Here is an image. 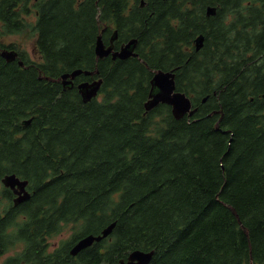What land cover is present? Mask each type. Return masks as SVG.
Returning a JSON list of instances; mask_svg holds the SVG:
<instances>
[{
	"label": "trees",
	"instance_id": "trees-1",
	"mask_svg": "<svg viewBox=\"0 0 264 264\" xmlns=\"http://www.w3.org/2000/svg\"><path fill=\"white\" fill-rule=\"evenodd\" d=\"M143 1L134 0L125 17L128 0H0V19L11 29H26L21 16L35 12L43 60L17 54L8 61L1 51L13 49L0 48V159L10 161L8 174L29 182L26 201L41 205L31 254L40 264L105 258L115 264L140 249L153 251L148 264H264V166L255 163L264 156V33L250 39L238 32L226 41L216 27L217 6L229 0ZM186 3L191 7L181 12ZM253 11L250 22L264 21V13ZM166 17H179L181 26L174 29ZM114 33V50L136 40L135 56L96 58L98 35ZM58 38L65 46L56 50ZM173 68L177 90L195 110L175 118L169 105L159 104L169 111L167 127L146 137L153 72ZM75 69L95 73L76 77L72 86L57 80ZM95 77L102 80L103 104L96 97L84 102L76 87ZM120 189L109 208V196ZM61 193L50 215L42 205L55 206ZM66 214L89 217L80 237L115 226L76 256L69 253L73 243L42 255L45 235Z\"/></svg>",
	"mask_w": 264,
	"mask_h": 264
},
{
	"label": "clouds",
	"instance_id": "clouds-1",
	"mask_svg": "<svg viewBox=\"0 0 264 264\" xmlns=\"http://www.w3.org/2000/svg\"><path fill=\"white\" fill-rule=\"evenodd\" d=\"M134 6V0H128L127 7L123 9L122 15L125 17L131 14ZM191 4H184L181 7V12L190 8ZM218 21L216 27L221 30L225 39L231 42L236 39L237 33H246L251 39L261 33H264V21H252L254 11L264 13V0H229V3L217 6ZM99 15V13H98ZM21 19L26 24H35L37 17L21 16ZM169 25L174 29L181 26L179 17H166ZM106 23L115 30L117 25L114 20L106 21ZM38 33L32 32L29 29L16 30L11 29L4 19H0V48H8L11 46L13 51L21 56H26L29 60H42V54L37 52L34 54L33 49L36 47ZM156 40H163V37H155ZM65 46V41L57 39L55 43L56 50ZM58 68H63L62 64ZM195 78H199L198 73L192 74ZM219 79V75L216 76ZM112 87V86H110ZM153 95L158 94L160 89L156 87L151 90ZM195 95V93H192ZM120 100V95L114 92L111 97V102L116 103ZM96 103H105L104 93L96 96ZM150 114L147 116L148 124L144 135L146 137H159L161 130L167 127L166 121L169 119V111L163 105H158L156 109L147 110ZM257 166H264V156L257 157L255 161ZM11 168V163L8 160L0 159V264H40L37 257L31 254L34 238L31 236L36 208L40 202L25 201L17 205L15 203L19 186L16 191L12 187L4 183L8 176L6 170ZM18 175V174H17ZM31 190V189H29ZM123 189L112 193L109 196V208L114 207L118 202L119 196ZM64 196L61 193L56 197L55 206L49 203H44L42 207L49 211L51 215L55 208H58ZM89 230V217L79 216L76 214H66L65 216H57L55 218L54 228L44 237L46 247L42 255H52L62 251L66 246L74 243L82 234ZM107 252V245L102 249ZM129 258V257H128ZM128 262V259H127ZM103 264H108L105 258ZM133 264H136L134 261Z\"/></svg>",
	"mask_w": 264,
	"mask_h": 264
},
{
	"label": "water",
	"instance_id": "water-1",
	"mask_svg": "<svg viewBox=\"0 0 264 264\" xmlns=\"http://www.w3.org/2000/svg\"><path fill=\"white\" fill-rule=\"evenodd\" d=\"M215 13V8L212 6H208L206 9L207 15H213ZM115 36H112L111 40H113ZM203 36L199 35L195 38V49L198 51L203 46ZM136 40L132 39L127 44L122 46L119 50L112 51V46H105L101 35L97 37L95 43V55L96 58H103L111 54L112 59L119 58L125 59L130 56H135L134 45ZM1 56H3L6 60L10 61L17 57V54L13 50H2ZM19 64L22 66V61L19 60ZM175 69L164 70V69H155L153 72L152 78L150 80V92L148 94V100L145 103V109L150 110L156 107L159 104H167L171 106V113L175 118H181L185 114L192 115L194 110L192 108L191 100L189 97L182 91L176 90L175 84ZM92 75V71H82L81 69H75L71 72L64 73L60 76V81L63 86L71 85L73 79L78 75ZM57 79V80H59ZM101 79H95L93 81H83L77 85L78 91L84 102L91 100L96 96L100 86ZM158 87L160 92L158 94L153 95L151 91L152 88L155 89ZM206 100V97L203 101ZM4 183L13 188V191H16V186H19V191L15 196V203L19 204L29 199L30 192L27 189V180L20 179L16 174H8L5 178ZM232 212L236 215L235 210L232 209ZM237 217V215H236ZM115 226V222L110 223L101 232L97 235L95 234H87L76 240L74 244L69 249V253L72 256H76L83 249L91 246L94 242H98L104 238H106L112 231ZM153 255V251H144L140 249H135L130 251L127 255L126 259H120L115 264H133L135 261L136 264H148ZM129 257V258H128ZM128 259V262H127Z\"/></svg>",
	"mask_w": 264,
	"mask_h": 264
},
{
	"label": "flooded vegetation",
	"instance_id": "flooded-vegetation-1",
	"mask_svg": "<svg viewBox=\"0 0 264 264\" xmlns=\"http://www.w3.org/2000/svg\"><path fill=\"white\" fill-rule=\"evenodd\" d=\"M141 4L143 5L144 4V1L143 0H141ZM104 30V29H103ZM103 30H102V32H103ZM101 35V34H100ZM112 36H115V38L113 39V40H111V38H112ZM103 36H101V38H102ZM116 37H117V35H116V33H114L113 35H105V37H104V39L102 38V40H103V42H104V44H105V46L107 47V46H112V51H116V50H114V40L116 39ZM106 39V40H105ZM130 41V40H129ZM129 41H127L125 44H127ZM125 44H123L122 46H124ZM121 46V47H122ZM120 47V48H121ZM134 47H135V45H134ZM119 48V49H120ZM119 49H117V50H119ZM109 55H111V54H109ZM106 57V56H105Z\"/></svg>",
	"mask_w": 264,
	"mask_h": 264
},
{
	"label": "rangeland",
	"instance_id": "rangeland-1",
	"mask_svg": "<svg viewBox=\"0 0 264 264\" xmlns=\"http://www.w3.org/2000/svg\"><path fill=\"white\" fill-rule=\"evenodd\" d=\"M30 16H35L36 17V14H35V12L33 11L32 13H31V15ZM32 25L33 24H29L27 27H26V29H29L30 31H32V32H35L34 30H33V28H32ZM196 50V49H195ZM33 52H34V54L37 52V44H36V47L33 49ZM32 61H34V62H40V60H32ZM93 73H95V72H93ZM96 79H100L99 77H95ZM100 94V91H99V93H98V95ZM17 187V186H16Z\"/></svg>",
	"mask_w": 264,
	"mask_h": 264
}]
</instances>
